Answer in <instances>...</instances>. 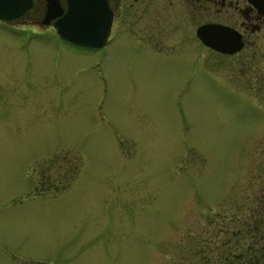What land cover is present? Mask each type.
Listing matches in <instances>:
<instances>
[{
    "label": "rangeland",
    "instance_id": "374dc122",
    "mask_svg": "<svg viewBox=\"0 0 264 264\" xmlns=\"http://www.w3.org/2000/svg\"><path fill=\"white\" fill-rule=\"evenodd\" d=\"M136 48L0 23V264H264V40Z\"/></svg>",
    "mask_w": 264,
    "mask_h": 264
},
{
    "label": "flooded vegetation",
    "instance_id": "af4514ba",
    "mask_svg": "<svg viewBox=\"0 0 264 264\" xmlns=\"http://www.w3.org/2000/svg\"><path fill=\"white\" fill-rule=\"evenodd\" d=\"M31 1V7L24 14L9 21L0 19V23L36 20L43 27L50 28L62 45L75 51L101 52L123 31L137 50L161 55L174 54L176 50L187 47H193L194 50H190L197 52V45L201 44L207 50L225 56L245 52L246 63L256 59L258 52H263L264 0H89L95 2L96 12L101 18L109 16L107 36L100 46L80 45L57 33L55 23L68 14V20L73 22L68 27L75 28L74 17L78 15L72 7L81 6L86 0ZM46 13L49 14L48 20L44 22ZM204 24H219L233 29L240 36L241 48L226 53L204 44L197 34L198 28ZM255 78L256 82L264 83L258 74Z\"/></svg>",
    "mask_w": 264,
    "mask_h": 264
},
{
    "label": "water",
    "instance_id": "95a60500",
    "mask_svg": "<svg viewBox=\"0 0 264 264\" xmlns=\"http://www.w3.org/2000/svg\"><path fill=\"white\" fill-rule=\"evenodd\" d=\"M31 5V0H0V19L6 21L15 19L24 14ZM81 6L72 7V10L76 11L75 14L78 15V17L73 16L75 28L68 27L70 23H73L68 20L70 16L68 14L55 23L57 33L61 37L81 45H102L107 36L109 16L105 15L104 19L101 18L96 12L95 2L86 0V3H82ZM71 14L74 15V13ZM48 15L45 14L44 22H47ZM235 33L233 29L219 24H204L197 30V34L204 44L226 53H233L242 46L240 36Z\"/></svg>",
    "mask_w": 264,
    "mask_h": 264
},
{
    "label": "trees",
    "instance_id": "16d2710c",
    "mask_svg": "<svg viewBox=\"0 0 264 264\" xmlns=\"http://www.w3.org/2000/svg\"><path fill=\"white\" fill-rule=\"evenodd\" d=\"M259 264V263H258Z\"/></svg>",
    "mask_w": 264,
    "mask_h": 264
}]
</instances>
